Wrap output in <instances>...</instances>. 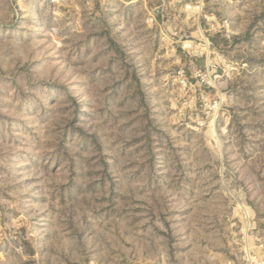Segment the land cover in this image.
<instances>
[{"label": "rangeland", "instance_id": "374dc122", "mask_svg": "<svg viewBox=\"0 0 264 264\" xmlns=\"http://www.w3.org/2000/svg\"><path fill=\"white\" fill-rule=\"evenodd\" d=\"M0 264H264V0H0Z\"/></svg>", "mask_w": 264, "mask_h": 264}, {"label": "built area", "instance_id": "2783aa9c", "mask_svg": "<svg viewBox=\"0 0 264 264\" xmlns=\"http://www.w3.org/2000/svg\"><path fill=\"white\" fill-rule=\"evenodd\" d=\"M223 28H225V30H226V37L227 38H231L232 32H230V30H229V23H228V21H223ZM203 44L209 45L210 42H208V41L204 42L203 41ZM203 44L201 43L200 45H203ZM200 54H201V56L204 55L203 53H200Z\"/></svg>", "mask_w": 264, "mask_h": 264}]
</instances>
